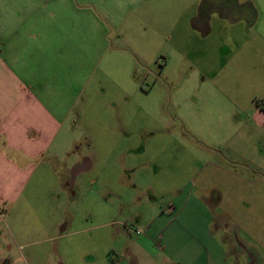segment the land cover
<instances>
[{"label": "crops", "instance_id": "1", "mask_svg": "<svg viewBox=\"0 0 264 264\" xmlns=\"http://www.w3.org/2000/svg\"><path fill=\"white\" fill-rule=\"evenodd\" d=\"M107 12L122 14V21L110 27ZM162 12L185 20L189 37L172 47L175 63L190 68L188 76L153 77L188 84L185 96L170 95L176 110L181 104L182 129L128 123L129 107L136 118L150 94L143 87L150 69L141 58L126 54L120 64L127 74L107 76L108 83L126 82L132 89L115 85L113 94L107 92V115L117 119L107 124V133L119 132L112 145L122 150L116 161L123 172L116 179L128 174L144 184L136 195L122 190L114 197L127 206L125 195L153 200L163 192L173 206L168 218L149 215L143 240L133 242L136 252L127 251L128 264H264V206H247L242 212L251 219L236 227L217 221V199L204 190V179L223 175L233 194H262L264 203V0H0L1 262L25 264L20 250L31 237L21 228L32 221L53 217L64 206L75 212L79 206H107V189H92L94 163L80 166L67 150L76 148L67 138L77 130L72 116L81 113L76 98L87 92L95 71L89 56L77 55L85 48L102 50L107 28L125 31L124 18L136 17V31H143L145 21L154 31ZM74 60L80 62L75 67ZM166 66L163 59L162 71ZM122 130L139 138L129 143ZM190 160L210 167L198 189L181 182L192 176ZM95 175L106 178V170ZM86 178L93 180L85 195L79 181L86 184ZM256 181L263 187L255 188Z\"/></svg>", "mask_w": 264, "mask_h": 264}, {"label": "rangeland", "instance_id": "2", "mask_svg": "<svg viewBox=\"0 0 264 264\" xmlns=\"http://www.w3.org/2000/svg\"><path fill=\"white\" fill-rule=\"evenodd\" d=\"M121 15L119 13L117 17H112L113 15H108L107 12V25L112 27L116 23L118 24L119 21H122L119 18ZM132 17L124 18V21L127 19L126 23L122 25L125 26V31L123 27H120L121 32L107 28V36L105 35V38L107 37L105 44L107 45L102 50L96 49L94 54L87 48L79 50L77 57L87 60L89 56L90 69L91 62L93 65L95 64L94 80L90 81L87 92L80 93L76 98V110L81 113L74 114L72 118L75 119L77 130L73 131L69 137H67L68 134L66 136L76 145L75 149L67 148V150L71 151L75 161L82 163L80 166H83L88 160L94 163V174L91 175L95 177L93 188L91 183L93 179L86 178V184H80L79 181V191L86 195L91 188L95 194L104 192V188L107 189V206H79L78 212L64 206L62 210L58 208L56 212L54 211L53 217L42 218L40 222L32 221L31 225L28 224L25 228H21L29 234L28 237H31L28 240L30 245L20 250L25 264H119V261H121L120 264H128V252H136L133 242L143 240L145 231H148L149 215L151 217V215L163 214L166 218L171 216L173 206H167L165 202L171 196L164 195L163 192L158 195L154 194L153 200L148 195L142 196V199L139 196L125 195L127 199L125 204L127 203L128 207L121 206L122 202L120 203L119 199L114 197V193L117 194L122 190H127L125 193L130 192V194L133 191L136 195L144 184L141 179L137 180L135 176H132L133 179H127L128 174L116 179V175L123 172L119 162L116 161L121 147L113 146L112 143L120 135L117 131H112L110 136L107 133V124L111 125L117 120L116 116L107 115V92L109 95L113 94L115 85L132 89L130 88L131 84L126 82L108 83L107 76L122 77L127 74L125 68L120 64V60L125 59L126 54L129 57L136 55L145 62V65H148L150 70L145 72L148 77L145 78L143 87L150 90V94L148 97H143L142 109L136 118L132 115V107H129L127 113L128 123L135 126L144 123L147 129L154 128L156 130L162 124H173L176 128L182 129V121L185 120L181 119L177 112V110L182 111L181 104L176 110L170 95L175 93L173 96L177 98L185 96L189 92L188 84L183 82L173 83L171 80L163 79L153 82V77L156 75H161V78L175 74L188 76L190 68L187 65L175 63L178 54L172 48L175 43L182 45L189 40L184 31L185 20L171 19L167 12H162L154 31L146 28V21L143 31H136L134 28L137 20L136 17ZM64 55L70 58L71 51L64 52ZM91 55L94 56L91 57ZM163 59L167 61L164 71L161 68ZM78 63H80L79 60H74L73 67ZM131 69L139 72V68L134 65ZM84 73L89 75L86 68ZM114 96L118 97V93H115ZM172 117L179 120L172 119ZM131 133V131L122 130L121 138H129L127 142L133 143L139 136H129ZM190 163L193 166L192 176L184 178L181 182L183 185L188 183L189 186H195L198 189L199 184L201 185V177L210 171V167L191 160ZM88 164L90 167L89 162ZM220 164L224 166L222 163ZM225 165L224 167L231 169V165L227 163ZM102 169L106 170V178L97 179L95 174ZM204 181V190L208 194L206 197L211 200L217 199V205L214 206L215 211L213 210L217 221L222 220L229 225L236 226L242 221V218L251 219L245 212H242L247 206H260L259 210L264 206L262 194H233L231 188L233 185L226 176H217L210 180L206 178ZM255 186L257 189L263 187V182L256 181ZM215 192L220 193V197ZM91 197L92 195H90ZM148 201L153 202L154 206H139V204L143 205ZM52 212L51 210L50 213ZM259 213L262 214V211ZM104 223L106 224L104 225ZM117 231L121 235H116ZM137 231H141L142 234H138ZM124 246L126 248H123ZM1 264L5 263L1 262Z\"/></svg>", "mask_w": 264, "mask_h": 264}, {"label": "built area", "instance_id": "3", "mask_svg": "<svg viewBox=\"0 0 264 264\" xmlns=\"http://www.w3.org/2000/svg\"><path fill=\"white\" fill-rule=\"evenodd\" d=\"M137 233H138V234H142V232H141V231H137Z\"/></svg>", "mask_w": 264, "mask_h": 264}, {"label": "trees", "instance_id": "4", "mask_svg": "<svg viewBox=\"0 0 264 264\" xmlns=\"http://www.w3.org/2000/svg\"><path fill=\"white\" fill-rule=\"evenodd\" d=\"M202 14L200 15V18H201Z\"/></svg>", "mask_w": 264, "mask_h": 264}]
</instances>
